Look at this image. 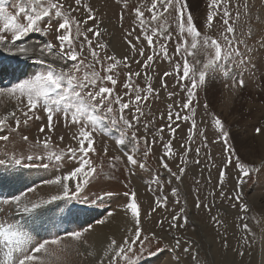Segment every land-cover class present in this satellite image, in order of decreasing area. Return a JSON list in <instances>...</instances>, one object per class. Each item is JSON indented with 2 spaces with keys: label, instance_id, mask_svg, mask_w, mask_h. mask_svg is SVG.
<instances>
[{
  "label": "rangeland",
  "instance_id": "1",
  "mask_svg": "<svg viewBox=\"0 0 264 264\" xmlns=\"http://www.w3.org/2000/svg\"><path fill=\"white\" fill-rule=\"evenodd\" d=\"M84 2L90 5L95 15V21H89L88 26H92L93 23L99 26L101 36L98 42L107 45L106 54H115L120 59L129 56L131 70H141L132 58L127 41L132 40L136 43L133 37L140 35L134 8L141 4L150 6L151 0H84ZM186 2V11L192 14L194 21L200 27L207 14L213 11L210 8L211 0H186ZM19 3L20 0H7L6 6L9 11L15 12ZM125 3L127 7L124 6ZM227 7L232 14L230 23L235 21L236 39L242 41L239 43L242 59L228 63L227 74L210 72L205 84L197 90L196 101L193 104L197 129L191 141L192 151L185 155L184 148L181 147L188 140L191 121H175L174 117L172 127H176L177 124L179 127H176L173 136L170 134L167 120L169 105H179L172 108L173 112L190 114L187 110H182L186 92L180 90L174 77L163 76L165 71H173V64L162 57H157L149 75L153 76V87L158 89L159 95L151 97L142 105L144 115L141 117L138 135L146 134L151 144L152 137L163 126V140L157 136L156 142L151 144V152L147 157L143 156L145 146L141 143V150L135 153V156L143 167H129L124 154L130 153L132 146L130 144L120 146L117 143L121 136L119 128L108 127L104 133L99 131L94 133L97 151L91 154L92 160L96 164L103 163V168L98 169L99 175L91 181L85 195L90 201L96 200V203L60 201L34 216L19 215L21 223H26L35 240L63 237L59 244H50L46 246L45 252L38 254L41 256L42 264H98L109 239L115 238L120 241L133 227L132 218L130 223H112L111 220L114 218H110L118 211L125 213L124 205L130 200V196H125V193L130 189L136 192L142 210L151 213L150 216L141 217V226L145 233L156 231L158 235L163 236L164 245L161 247L174 243L173 237H179L182 242H186L182 243L181 249L175 253V256H179V262L168 249L157 256L145 255L141 264H264V0H227ZM142 10L148 17L149 13L146 9ZM237 12L240 13L239 19H236ZM77 18L81 17L77 16ZM167 22L171 25L170 30L175 29L174 13L168 17ZM201 31L219 37L224 27L217 18L212 29L201 28ZM129 32H132L131 36L127 35ZM173 34L175 36V32ZM89 37L91 38V34ZM45 39L41 33H33L26 38L25 45L36 46ZM96 42L94 41V45ZM141 44L145 46L146 55L151 54L146 42L142 40ZM168 48L169 53L172 54L174 44L171 41L168 42ZM12 54L7 48H0V58ZM101 55L103 56L104 53ZM17 57L23 58L24 62L28 61L24 66L29 72L20 73L18 69L7 71L0 65V88L11 87L43 70V66L36 63L35 56L28 58L18 55ZM173 59L176 57L174 56ZM195 59L203 62L205 57L202 55L189 57L190 62H195ZM117 71L119 77L115 92L123 95L126 91L123 83L126 82L129 69L121 66ZM161 78H164L168 84L167 90L160 87ZM240 79L244 80L243 86L237 82ZM134 83L144 87L142 78H134ZM173 91L176 95L169 99L167 93ZM17 103L14 96L0 95V117L16 111V116L21 119L18 131L0 132L10 136L8 141H0V160L4 161L0 164V198L19 195L27 192L29 188H34L35 191L28 193V199L46 198L53 194L56 188L43 184V180L53 178L54 174H62V169L53 167L55 161L47 159L48 150L42 146L46 134L40 133L39 128L42 123H46V114L43 110L38 111L40 120L32 119L24 124L25 117L16 110ZM133 111L134 109L126 110V117L131 119ZM214 117L221 119L225 130L229 133L228 140L233 155L238 156L246 164L260 168L258 172L251 173L246 178V182L239 187L237 179L240 174L234 160L226 170L224 184L219 183L220 170L228 153L220 139L219 130L214 125ZM54 122V132L47 133L46 130L47 136H50L51 150L59 151L69 145L76 147L77 144L72 139L73 133L77 131L76 126L66 123L62 114H57ZM9 123L15 128L11 118ZM145 123L149 125L146 133ZM257 128L260 129L259 133L256 131ZM201 132L207 137L206 140L200 135ZM25 135L29 137L28 141L22 139ZM60 136L64 137L63 141L59 139ZM170 139L175 153L171 159L165 156L164 149V144ZM37 140L41 143L37 144ZM105 147L108 148L107 156L103 153ZM197 147L200 148L199 155L195 152ZM114 154L124 157L115 169L111 168L109 163V158ZM14 155L16 158L24 157V163L36 165L47 163L49 168L45 170L15 165L11 162ZM41 155L45 156L43 161L38 159ZM27 156H33L34 159L29 161L26 159ZM162 156H165V162L178 175H180L179 169L185 168L179 181L171 177L162 167L160 161ZM182 159H186L187 164L182 163ZM75 166H77L75 162L67 161L63 167ZM156 178H159V184L155 183ZM174 188L177 189L176 195L172 192ZM108 191L113 192L114 195H105ZM222 191L224 196H221ZM237 192L241 194L239 201L232 199ZM98 196L99 200H97ZM164 196L167 197V205L152 212L155 198ZM198 202L199 207H197ZM233 204L236 206L233 207ZM241 205H247L248 211H242ZM181 209H183L181 215L186 219L180 220L173 231L164 232L158 227L157 221L162 219L165 220L167 227V220ZM244 224L248 225L249 232L244 231ZM89 225L90 230L84 233L80 240L65 235L67 232L79 231ZM98 239L103 240V245L96 243ZM184 247H189L190 252L185 253ZM152 250L154 251L155 248L153 247ZM238 250L243 251L244 255L240 256ZM4 251L5 249L0 247V264H4L6 259L3 255Z\"/></svg>",
  "mask_w": 264,
  "mask_h": 264
},
{
  "label": "snow or ice",
  "instance_id": "2",
  "mask_svg": "<svg viewBox=\"0 0 264 264\" xmlns=\"http://www.w3.org/2000/svg\"><path fill=\"white\" fill-rule=\"evenodd\" d=\"M6 4L7 0H0V21H2L0 48H7L13 54L28 58L35 56L36 63L43 66V70L11 87L0 88V95L7 94L15 97L18 102L16 110L25 117L24 124L32 119L40 120L41 117L37 115V112L41 110L45 112L46 123H42L39 128L40 133L46 134L42 146L48 150L47 159L55 161L53 167L62 169V174H54L53 178L43 180V184L56 188V191L46 198L28 199V193L34 192V188H29L27 192H22L19 195L0 198V247L5 249L4 264H42L41 256L38 254L45 252L46 246L50 244H59L63 237L55 236L35 240L26 223H21L19 215L34 216L60 201L96 203V200L90 201L85 195L91 181L99 175L98 169L102 170L103 168V163L96 164L92 160L91 154L97 151L94 133L97 131L104 133L108 127L119 128L121 136L117 143L120 146L127 144L132 146L130 153L124 154L129 167H143V164H140L135 156V153L141 150V143L145 146L143 156L147 157L151 152V144L156 142L157 136L163 140V126L152 137L151 144L146 134L138 135L141 117L144 115L142 105L146 104L151 97L159 95L158 89L153 87V76L149 75L157 57H162L173 64V71H165L163 76L174 77L176 85L180 90L186 92L182 110H187L190 114L182 115L181 111L173 112L172 108L179 107V105H169L167 114L168 127L173 136L176 127H179V124L172 127L174 117L175 121H191L188 140L181 145L186 155L192 151L191 141L196 135L197 122L193 104L196 101L197 90L205 84L210 72L227 74L229 72L227 64L242 59V53L239 50V43L242 41L236 39L235 21L230 23L232 14L228 11L227 0H211L210 8L213 11L207 14L200 27L194 21L192 14L186 11V0H151L150 6L141 4L134 8L140 35L133 37L136 43H133L132 40H128L127 43L134 62L140 66L141 70L132 71L129 56L120 59L115 54H106L107 45L98 42L101 36L99 26L95 23L88 26L89 21H95V15L90 5L84 0H20V3L16 5L15 12L9 11ZM124 6L127 7V3ZM142 9H146L149 13L148 17L145 16V11ZM173 13L176 25L175 29L170 30L171 25L167 21ZM239 15L240 13L237 12L236 19H239ZM77 16L81 18L78 19ZM217 18L224 27V31L219 37H213L201 31V28L212 29L214 20ZM121 19H123V13H121ZM33 33H41L46 38L45 41L36 46H26V38ZM89 34H91V38ZM127 35L131 36L132 32ZM142 40L146 42L151 54L146 55L145 46L141 44ZM94 41H97L95 45ZM170 41L174 44L172 54L169 53L168 48ZM138 45L140 46L138 47ZM102 53H104L103 56ZM197 55L204 56L205 60L203 62L199 59H195V62L189 61V57ZM174 56L176 59H173ZM121 66L129 69L126 82L123 83V87L126 89L123 95L115 92L119 77L117 69ZM134 78H142L144 87L135 84ZM237 82L240 86L244 85L243 79ZM109 84L111 86H107ZM160 87L165 90L168 88L164 78H161ZM167 95L171 99L176 95V92H168ZM133 109L131 119L127 118L126 110L132 111ZM57 114H62L66 123L76 126L77 131L72 136L73 141L77 144L76 147L69 145L66 149L59 151L51 150L50 136H47V133L54 132V117ZM10 118L14 121L15 128L9 123ZM20 125L21 119L16 116V111L0 117V132L4 130L9 133L18 131ZM214 125L219 130L220 139L228 153L220 170L219 183L224 184L226 170L234 160L240 174L237 179L239 187L246 182V178L251 173L258 172L260 168L246 164L238 156L233 155L228 140L229 133L225 130L219 117H214ZM148 127L149 125L145 123V133ZM256 131L259 133L260 129L257 128ZM200 135L204 136V133L201 132ZM9 138L8 134H0V141H8ZM22 139L28 141L29 137L25 135ZM59 139L63 141L64 137L60 136ZM204 139L206 140L207 137L204 136ZM36 143L39 144L41 141L37 140ZM164 149L165 156L169 159L175 156L171 139L164 144ZM195 152L199 155L200 148H195ZM103 153L107 156V147L103 149ZM165 156L160 157L162 167L171 177L179 181L185 168L181 167L180 175H178L165 162ZM124 157L115 154L111 156L109 158L111 168L115 169L117 164L124 160ZM24 159V157L16 158L14 155L11 162L25 168H43L45 170L49 168L47 163L28 164L24 163ZM26 159L31 161L34 157L27 156ZM38 159L43 161L45 156L41 155ZM67 161H73L77 166L64 168ZM181 162L187 164L186 159H182ZM196 162L199 163V161ZM3 163L4 161L0 160V164ZM155 183H160L159 178L155 179ZM172 192L173 195H176L177 189L174 188ZM105 195L112 196L114 193L108 191ZM125 196H130V200L124 205V211L126 214H130L133 227L120 241L115 238L109 239L103 248L98 264H141L145 255L157 256L168 249L173 253L174 259L179 262V256H175V253L181 249L182 243L186 242H182L179 237H173L174 243L161 247L164 245V237L158 235L156 231L145 233L141 226L142 215L150 216L151 213L142 210L134 190L130 189L128 193H125ZM221 196H224L223 191ZM99 199L98 196L97 200ZM232 199L239 201L241 194L237 192ZM154 205L152 212H155L156 208L166 206L167 197H156ZM197 207H199V202ZM241 210L248 211L247 205H241ZM182 212L183 209L172 215L171 219L167 220V227H165V220H158V227L164 232L173 231L180 220L186 219L181 215ZM90 228L89 225L79 231L67 232L65 235L80 240ZM243 229L245 232L250 231L247 224L243 225ZM183 251L189 253L190 248L184 247ZM238 254L244 255L240 250H238Z\"/></svg>",
  "mask_w": 264,
  "mask_h": 264
},
{
  "label": "bare ground",
  "instance_id": "3",
  "mask_svg": "<svg viewBox=\"0 0 264 264\" xmlns=\"http://www.w3.org/2000/svg\"><path fill=\"white\" fill-rule=\"evenodd\" d=\"M5 55V54H4ZM19 54H12V55H7L6 57H2L0 58V65L2 66V69H6L7 71L10 70H20V73L22 72H29V69L25 68L26 66H24V64L28 63V61L26 60V62H24L23 58H19L17 57ZM16 57V58H13ZM116 213V212H115ZM130 215V214H129ZM127 215L124 212H120L118 211L115 215H113V217H110L111 219L114 218V220H111L112 223L113 222H126V223H130L131 217ZM110 222V221H109ZM111 223V222H110ZM117 230V229H115ZM104 233V232H103ZM106 236V235H105ZM95 242V240H94ZM96 243H98L99 245H103V240L102 239H98L96 241ZM94 246V245H93ZM98 249V248H97ZM100 250V249H99Z\"/></svg>",
  "mask_w": 264,
  "mask_h": 264
}]
</instances>
